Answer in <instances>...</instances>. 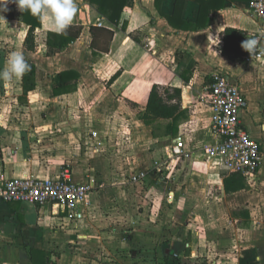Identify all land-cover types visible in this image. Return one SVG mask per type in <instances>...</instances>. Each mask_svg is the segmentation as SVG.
<instances>
[{
    "label": "crops",
    "instance_id": "crops-1",
    "mask_svg": "<svg viewBox=\"0 0 264 264\" xmlns=\"http://www.w3.org/2000/svg\"><path fill=\"white\" fill-rule=\"evenodd\" d=\"M249 1L127 0L113 23L78 0L72 25L83 29L63 50L40 43L38 28L27 50L17 5L0 12V43L8 47L0 60L19 43L36 83L25 101L22 78L0 83V187L63 169L74 182H94L72 218L53 203L0 199V264H33L31 252L51 264H264V62L245 63L222 42L227 28L245 39L259 29ZM40 25L53 32L47 20ZM92 25L113 31L107 51L91 48ZM214 73L244 94L239 120L263 152L250 180L202 150L215 141L204 91ZM154 85L181 91L176 136L166 130L169 119H139ZM178 141L187 155L158 172ZM139 172L145 176L133 180Z\"/></svg>",
    "mask_w": 264,
    "mask_h": 264
},
{
    "label": "built area",
    "instance_id": "built-area-1",
    "mask_svg": "<svg viewBox=\"0 0 264 264\" xmlns=\"http://www.w3.org/2000/svg\"><path fill=\"white\" fill-rule=\"evenodd\" d=\"M249 6L259 22V29L247 38L255 36L259 43L253 55L244 50L243 59L248 64L264 62V0H250ZM204 91L211 109L210 131L215 139L211 144L202 145L205 156L217 158L227 173H240L249 180L252 179L263 162V152L260 143L241 126L239 110L245 103L241 88L225 74L214 73ZM182 147V142H176L169 158L158 162L156 170L162 172L168 169V159L186 156L187 153ZM144 176V172H139L132 179L137 180ZM93 188V180L74 182L70 171L63 169L52 178L24 175L7 179L0 187V199L36 206L53 203L72 218L78 205L86 201Z\"/></svg>",
    "mask_w": 264,
    "mask_h": 264
},
{
    "label": "trees",
    "instance_id": "trees-1",
    "mask_svg": "<svg viewBox=\"0 0 264 264\" xmlns=\"http://www.w3.org/2000/svg\"><path fill=\"white\" fill-rule=\"evenodd\" d=\"M96 6L97 10L107 17L111 22L118 23L121 11L127 0H86ZM161 0H155L159 4ZM185 0H181V4ZM177 3V2H176ZM178 4V3H177ZM180 5V3H179ZM22 22L28 26L25 38V47L29 51H33L36 46L35 29L38 28V41L48 47L57 50L65 49L72 41L79 38L83 29L81 25H71L67 30V35H57L54 32L45 31L41 28L40 18L33 17L29 12H21ZM88 30L91 34L90 46L93 51H107L109 42L113 35V31L100 27L89 26ZM245 33L234 28H227L222 34L223 49L237 54H244L241 47L245 41ZM31 71L22 77V94L18 97L20 101H25L29 91L35 88V66L30 63ZM61 91V90H60ZM59 90H54L57 94ZM181 91L179 88H161L154 85L149 93L148 101L145 109L139 112V119L145 124H152L158 119H169L170 122L166 126V130L173 136L177 135V127L179 121L185 117V113L180 107ZM240 175L239 173H235ZM245 185H239L238 188ZM228 190V189H227ZM31 262L33 264H51V260L46 258L44 252H31ZM33 254H37L35 257Z\"/></svg>",
    "mask_w": 264,
    "mask_h": 264
},
{
    "label": "clouds",
    "instance_id": "clouds-1",
    "mask_svg": "<svg viewBox=\"0 0 264 264\" xmlns=\"http://www.w3.org/2000/svg\"><path fill=\"white\" fill-rule=\"evenodd\" d=\"M9 3H15L22 13L29 12L33 17L47 20L50 30L57 35H67V30L78 12V0H0V12L7 11ZM0 17L4 18L2 15ZM258 43V38L253 36L243 41L241 47L253 55L257 51ZM5 65L0 69V83L5 87L31 71V65L21 52H12Z\"/></svg>",
    "mask_w": 264,
    "mask_h": 264
},
{
    "label": "rangeland",
    "instance_id": "rangeland-1",
    "mask_svg": "<svg viewBox=\"0 0 264 264\" xmlns=\"http://www.w3.org/2000/svg\"><path fill=\"white\" fill-rule=\"evenodd\" d=\"M6 14H8L9 15V13L8 12H5ZM7 28H8V26L7 25H3V26H1V33H3L4 32V34L6 33V32H8L7 31ZM0 48L1 49H7L8 50V47H7V43H0ZM10 49H12V50H16L17 52H20L21 51V48H20V46H19V43L17 44V46L16 45H11V48H9V50ZM6 62V59H4V60H0V65H1V63L2 62ZM2 65H4V64H2ZM1 65V66H2ZM6 66V65H5ZM17 93V91H13V90H11L10 92H9V96H10V98L12 97L13 98V96H15V94ZM4 94V93H3ZM0 96H2L1 94H0ZM1 98V97H0ZM2 99V98H1ZM9 100H11V99H9ZM17 109H18V107H16ZM9 108H3V110H8ZM135 176V175H134ZM133 178V177H132Z\"/></svg>",
    "mask_w": 264,
    "mask_h": 264
}]
</instances>
